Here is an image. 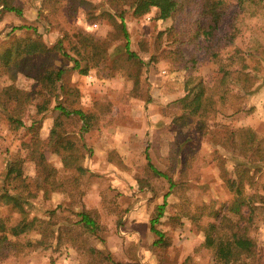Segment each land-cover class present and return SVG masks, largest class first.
<instances>
[{"label":"rangeland","instance_id":"1","mask_svg":"<svg viewBox=\"0 0 264 264\" xmlns=\"http://www.w3.org/2000/svg\"><path fill=\"white\" fill-rule=\"evenodd\" d=\"M6 1L21 12H0V103L4 87L20 90L8 106L23 126L0 104V193L16 158L28 186L10 190L23 209L0 200V264H219L204 228L226 217L255 241L249 264H264V159L241 151L246 130L264 144V0H209L220 14L210 38L204 0H162L142 16L130 0ZM201 86L208 110L195 112ZM57 106L82 111L86 129ZM35 138L50 142L32 155ZM238 161L249 221L229 209ZM165 194L158 240L150 220Z\"/></svg>","mask_w":264,"mask_h":264},{"label":"trees","instance_id":"2","mask_svg":"<svg viewBox=\"0 0 264 264\" xmlns=\"http://www.w3.org/2000/svg\"><path fill=\"white\" fill-rule=\"evenodd\" d=\"M162 0H130V5L131 8H133V14L136 16H142L146 13L149 12L150 8L152 6H158L161 3ZM209 0H204V4L201 7V13L202 14H207L208 15V28L204 30L205 34L210 38L214 34L217 26V21H218V15L219 12L216 10L215 2L209 3ZM242 1V0H241ZM2 11H13L17 14H20L21 10L20 8L12 5L11 3L7 2L6 0L2 1L0 12ZM119 18V29L122 32L123 36L125 38H128V31L126 24L124 22V17L122 15V12L119 13L118 15ZM20 29L22 26L15 27L14 29ZM87 46V43L85 44ZM91 47V53L93 56L99 55L97 58L102 57L105 53L100 52L97 48L98 45L96 42L89 44ZM78 54H80V51H76ZM101 53V54H100ZM74 68H77L80 73L86 74L87 73V68L80 67V63L77 59H74ZM242 78H234L233 81L236 84H243V87L241 86L242 90L245 91V93H250L251 92V83L250 84H244L241 82ZM247 81H251L250 77H247ZM20 93V90H17L14 86L8 85L2 89L1 95L2 97L4 96L5 98L1 101V106L4 109L5 112V117L8 122V125L14 128H18L20 126H23V122L21 119L17 116L16 113V106L9 108V104L13 100H18V94ZM204 90L203 87L201 86L199 91L197 93H193V97L191 98L192 100V108L193 111L201 112V111H206L208 110V106H206V102L208 99L207 97L203 96ZM205 103V104H204ZM208 105V104H207ZM64 115L68 116L71 113H75L79 118L83 120V130L86 129V122L84 121L86 119V115L80 111V110H74L73 112L67 110L63 106H57ZM246 130V129H245ZM244 130V131H245ZM54 133V130H51V134L49 136V139L51 140V135ZM246 133L248 135V138L245 140L243 143V148H241V151L247 155L249 160H257V161H262L264 159V144H256V140L254 135H252V132L250 130H246ZM41 140L39 138H35L34 141V148L33 151L31 152L32 155L34 153L38 152L40 149V145L44 146L50 142ZM31 155V156H32ZM258 159H252V156H256ZM35 157V156H32ZM242 162L238 161L237 165H234L235 168V173L237 175L238 179V195L234 199L233 205L229 208L230 212L236 213L239 215L240 218H244L246 221H249V218L243 213H241V206H245L246 202L245 200H242L240 197V194L243 190V183L245 181H248L250 179L248 175V167L245 165L240 164ZM22 164L23 160L20 158L13 159L8 162L6 166V171L4 175V182L7 185L5 189L0 193V200L5 203V204H11L19 209H23L21 201V196L17 192H12L10 190L12 189H17L20 186L23 188H26L28 186L26 182V177L23 176V170H22ZM149 167L151 170L158 176H163V177H168L167 174L164 172H161L157 170L150 162H148ZM219 167L221 172H225L226 169L224 167V162L220 161L219 162ZM170 180V178H168ZM16 181H18V184H16ZM250 182V180H249ZM172 186V184L170 185ZM8 187V188H7ZM168 194L164 195L163 202L158 206V213L156 217L152 218L150 220V229L158 235V240L162 237V232L157 230L154 227V224L156 221H158L159 217H161L164 207L166 205L165 198ZM261 199L264 201L263 196H259ZM23 199V198H22ZM251 213V212H249ZM77 215L79 216V224L81 225L82 228L84 229H91L94 231L96 228V220L94 216L92 215L91 211H86V210H81L77 212ZM0 227L2 225L0 224ZM72 231V230H71ZM204 235H205V244L207 246L213 247L214 253H215V258L219 264H249L253 260L254 253L256 250V244L255 241L246 233L245 229L240 228L239 224L237 222H233L230 220V218H224V224L220 227L217 228L215 224H208L206 228H204ZM57 242L60 241L61 235L57 234L55 236ZM74 236H72L69 240L73 244V246H76V242L74 241ZM5 237H0V241H5ZM251 260V261H250Z\"/></svg>","mask_w":264,"mask_h":264}]
</instances>
